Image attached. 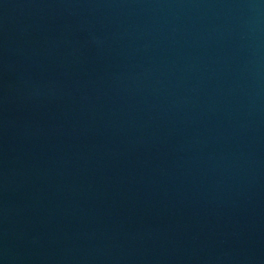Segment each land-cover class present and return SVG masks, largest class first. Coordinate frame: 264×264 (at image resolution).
<instances>
[{"label":"water","instance_id":"95a60500","mask_svg":"<svg viewBox=\"0 0 264 264\" xmlns=\"http://www.w3.org/2000/svg\"><path fill=\"white\" fill-rule=\"evenodd\" d=\"M0 264H264V0H0Z\"/></svg>","mask_w":264,"mask_h":264}]
</instances>
